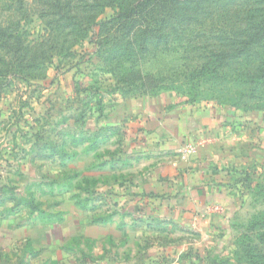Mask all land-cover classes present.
<instances>
[{
  "label": "rangeland",
  "instance_id": "1",
  "mask_svg": "<svg viewBox=\"0 0 264 264\" xmlns=\"http://www.w3.org/2000/svg\"><path fill=\"white\" fill-rule=\"evenodd\" d=\"M43 5V0H23V4L0 0V28H6V34L0 35V199L9 198L7 205L16 207L20 199L27 198L31 210H55L53 219H60L59 210L67 209L70 202L75 205V199L70 196L67 202L69 196L59 191L53 195L44 182L55 180L57 187L62 184L64 188L65 181L71 180V187L80 194L77 204L85 202L89 184L80 176L72 179L75 170L50 161L44 155L48 151L42 149L44 142L60 144L63 132L77 134L90 128V117L110 110L117 96L153 97L171 92L189 102L235 108L245 114L250 138L239 143V154L228 159L226 168L240 205L233 212L229 232L221 236L228 240L226 247L235 263L264 264V85L252 90L247 60L229 59L222 68L213 64L202 68L212 53H221L224 45L217 46L228 41L227 37L243 38L240 32L222 31V19L206 21L185 35L178 34L174 46L149 45L146 55L110 60L108 52L88 42L85 31L75 37H57L50 19L38 15ZM110 12L106 9L100 16ZM9 39L21 49L15 57L5 45ZM130 40L137 43L135 38ZM76 83L90 89L84 99L76 94ZM112 183L116 181L103 184ZM104 196L96 195V206L107 212L122 211L124 204H112ZM73 212L69 219L76 218L84 226L85 218ZM23 215L29 218L28 211ZM82 232L81 228L76 232V242L69 229H58V237L68 234L65 245L75 251L68 256L56 252L55 264H112L106 252L85 258L91 246L80 243ZM4 242L0 239V264H46L41 259L23 260L30 246L26 242L12 243L9 248L2 246Z\"/></svg>",
  "mask_w": 264,
  "mask_h": 264
},
{
  "label": "crops",
  "instance_id": "2",
  "mask_svg": "<svg viewBox=\"0 0 264 264\" xmlns=\"http://www.w3.org/2000/svg\"><path fill=\"white\" fill-rule=\"evenodd\" d=\"M89 122L93 128L72 134L96 136L94 149L89 148L93 140L76 146L67 143L65 151L72 156L64 159V165L58 156L50 158L75 170L72 179L80 176L89 184L85 202L77 204L80 194L69 179L64 188L57 187L55 180L44 182L53 195L59 191L69 196L67 202L70 196L75 199V205L61 207L58 220L53 219L55 210L41 209L49 216L42 218L39 210L4 202L0 205L2 246L26 242L30 246L24 261L55 264L56 252L68 256L75 251L65 245L68 234L58 237V229H69L72 241L78 242L75 236L81 228L80 243L91 246L85 258L106 252L112 264H237L221 235L229 232L233 212L240 205L226 168L228 159L239 154V143L250 138L243 112L196 104L166 92L153 97L117 96L116 105ZM198 139L202 144L195 153H180L184 144ZM111 189L107 196L112 204H124L122 211L107 212L96 206L95 195L105 197ZM141 198L146 200L139 204L146 206L148 214L137 221L126 213ZM27 211L28 219L23 215ZM72 212L85 218L84 226L74 217L69 219Z\"/></svg>",
  "mask_w": 264,
  "mask_h": 264
},
{
  "label": "trees",
  "instance_id": "3",
  "mask_svg": "<svg viewBox=\"0 0 264 264\" xmlns=\"http://www.w3.org/2000/svg\"><path fill=\"white\" fill-rule=\"evenodd\" d=\"M19 3L23 4V0H19ZM43 4L38 15L50 19L51 29L57 37L61 34H72L75 37L77 33L85 31L89 35L88 42L96 50L108 52L110 60H130L136 58L137 54L146 55L149 45H156L157 48L174 46L178 34L185 35L194 26L202 27L206 21L222 19V31H239L243 38L235 41L227 37L228 41L217 46L224 45L221 53H212L202 68L213 64L219 69L229 59L247 60L251 68L246 75L252 90L264 85V0H43ZM106 9L111 12L101 17ZM2 34H6V28H0ZM8 37L11 39L12 34L9 33ZM131 38H135L137 43L132 44ZM10 39L5 45L15 57L21 49L10 43ZM21 58L25 59L24 54ZM89 90L77 83L75 85V92L81 99L88 95ZM62 136L60 144L44 142L42 146V149L48 151L45 156H58L62 165L64 159L72 156L65 151L67 143L76 146L84 140H93L89 148L96 147V136L91 138V135L84 132L78 135L63 132ZM111 193L112 189L106 194ZM8 199H0V205ZM145 200L141 198L126 214L134 215V220L139 221L148 214L146 206L139 204ZM19 203L33 208L27 198L20 199ZM38 215L49 218L41 210Z\"/></svg>",
  "mask_w": 264,
  "mask_h": 264
},
{
  "label": "built area",
  "instance_id": "4",
  "mask_svg": "<svg viewBox=\"0 0 264 264\" xmlns=\"http://www.w3.org/2000/svg\"><path fill=\"white\" fill-rule=\"evenodd\" d=\"M201 144H202V140L199 139L196 140L195 142L186 143L181 147L180 153L182 155H191L197 151L198 146H200ZM211 209L217 212L222 211V208L219 206H212Z\"/></svg>",
  "mask_w": 264,
  "mask_h": 264
}]
</instances>
